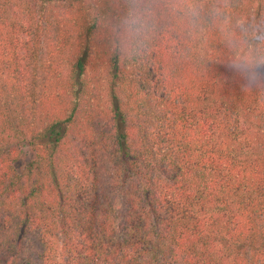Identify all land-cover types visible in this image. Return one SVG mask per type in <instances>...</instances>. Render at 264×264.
<instances>
[{"label":"trees","instance_id":"1","mask_svg":"<svg viewBox=\"0 0 264 264\" xmlns=\"http://www.w3.org/2000/svg\"><path fill=\"white\" fill-rule=\"evenodd\" d=\"M0 0V264H264V68L207 15L264 0Z\"/></svg>","mask_w":264,"mask_h":264},{"label":"clouds","instance_id":"2","mask_svg":"<svg viewBox=\"0 0 264 264\" xmlns=\"http://www.w3.org/2000/svg\"><path fill=\"white\" fill-rule=\"evenodd\" d=\"M171 12L182 21L195 26L204 15L203 0H168ZM209 15L225 32L230 46L235 51L233 67L245 71L251 80L257 79L256 70L264 68V26L249 25L243 22L235 26L219 8H212Z\"/></svg>","mask_w":264,"mask_h":264}]
</instances>
